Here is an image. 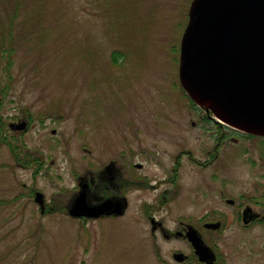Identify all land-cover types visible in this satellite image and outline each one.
Masks as SVG:
<instances>
[{
  "label": "rangeland",
  "instance_id": "rangeland-1",
  "mask_svg": "<svg viewBox=\"0 0 264 264\" xmlns=\"http://www.w3.org/2000/svg\"><path fill=\"white\" fill-rule=\"evenodd\" d=\"M192 1L0 0V135L22 159L43 160L17 161L0 139V264H150L129 215L45 216L33 193L69 190L85 167L117 155L128 160L135 134L164 151L161 161L171 167L190 152L180 159L178 182L199 196L202 211L210 208L222 156L213 159L215 124L179 78ZM19 118L31 126L12 129ZM238 152L222 162H236ZM234 166L233 173L219 168L220 182L253 176L249 166Z\"/></svg>",
  "mask_w": 264,
  "mask_h": 264
},
{
  "label": "flooded vegetation",
  "instance_id": "flooded-vegetation-1",
  "mask_svg": "<svg viewBox=\"0 0 264 264\" xmlns=\"http://www.w3.org/2000/svg\"><path fill=\"white\" fill-rule=\"evenodd\" d=\"M205 119L215 124L211 134L213 159L216 161L222 154L213 173L216 197L210 200V208L202 211L199 196L183 193L185 188L178 182L180 159L190 152H181L175 166L171 167L169 162L161 161L164 151L161 152L157 145L143 146L135 134L132 137L136 146L130 151L128 160L119 161L117 155L100 167L87 166L83 177L76 175L75 186L51 196L40 190L33 191L40 213L76 218L70 214V209L84 192L90 207L111 201L112 204L119 203L123 212L76 219L90 221L129 215L137 241L148 251L150 264H264V144H257L258 140L264 141V136L245 132L206 112ZM22 122H26V127L19 130L17 126ZM9 126L24 131L31 124L30 120L19 118V122H10ZM246 141L256 146L250 147ZM225 146L229 148L220 152ZM233 149L239 150L236 162L249 166L253 176L241 180L223 178L230 182H220L219 168L227 173L236 169V162H222L225 153ZM246 154H249L248 161L246 158L243 161L241 158ZM122 157L127 159L125 155ZM192 159L195 164H202L200 160ZM38 162L43 164L40 158ZM198 185H194L195 191L199 189ZM37 193L43 194L40 202L36 201ZM193 205L194 210L185 211ZM198 244L206 246L208 252L200 253Z\"/></svg>",
  "mask_w": 264,
  "mask_h": 264
},
{
  "label": "water",
  "instance_id": "water-1",
  "mask_svg": "<svg viewBox=\"0 0 264 264\" xmlns=\"http://www.w3.org/2000/svg\"><path fill=\"white\" fill-rule=\"evenodd\" d=\"M179 78L212 118L264 136V0H193L180 47ZM26 122L18 124L23 130ZM42 193L36 194L40 202ZM110 210V211H109ZM123 212L111 201L90 207L81 192L73 217ZM199 252H208L197 245Z\"/></svg>",
  "mask_w": 264,
  "mask_h": 264
},
{
  "label": "trees",
  "instance_id": "trees-1",
  "mask_svg": "<svg viewBox=\"0 0 264 264\" xmlns=\"http://www.w3.org/2000/svg\"><path fill=\"white\" fill-rule=\"evenodd\" d=\"M0 132H1V128H0ZM0 139L3 141V143L7 144L10 146L11 150L13 151L14 155H15V158L17 161H24L25 158L27 159V157L29 156L34 162H37L39 160V158H37L36 156L34 157L32 154H24V158L22 159L20 157V154L16 151L17 147L13 146L11 144V142L7 141L5 138H3L1 135H0ZM29 161V159H28Z\"/></svg>",
  "mask_w": 264,
  "mask_h": 264
}]
</instances>
